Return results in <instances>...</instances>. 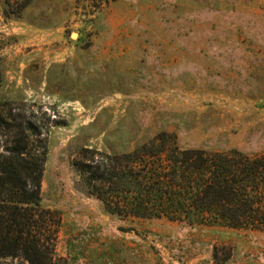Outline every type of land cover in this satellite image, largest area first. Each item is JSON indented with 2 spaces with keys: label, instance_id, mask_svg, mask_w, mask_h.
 Here are the masks:
<instances>
[{
  "label": "rangeland",
  "instance_id": "1",
  "mask_svg": "<svg viewBox=\"0 0 264 264\" xmlns=\"http://www.w3.org/2000/svg\"><path fill=\"white\" fill-rule=\"evenodd\" d=\"M0 111L47 148L63 264H264V231L108 213L85 148L264 153V0H0ZM19 128L0 127L1 151ZM0 264H29L0 257Z\"/></svg>",
  "mask_w": 264,
  "mask_h": 264
},
{
  "label": "trees",
  "instance_id": "2",
  "mask_svg": "<svg viewBox=\"0 0 264 264\" xmlns=\"http://www.w3.org/2000/svg\"><path fill=\"white\" fill-rule=\"evenodd\" d=\"M15 1L21 9L31 2ZM2 126L20 130L0 148V257L63 264L56 255L61 217L42 205L47 148L31 123H13L0 111ZM74 166L110 214L264 231V153L181 148L162 133L122 154L85 148Z\"/></svg>",
  "mask_w": 264,
  "mask_h": 264
}]
</instances>
